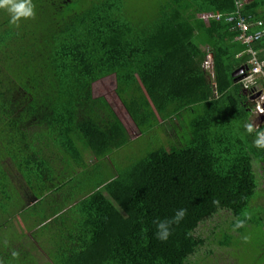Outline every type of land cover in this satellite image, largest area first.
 <instances>
[{
  "label": "trees",
  "instance_id": "1",
  "mask_svg": "<svg viewBox=\"0 0 264 264\" xmlns=\"http://www.w3.org/2000/svg\"><path fill=\"white\" fill-rule=\"evenodd\" d=\"M140 1L32 0L35 16L18 26L0 11V230L13 206L21 223L24 202L54 188L57 211L77 229L52 241L55 250L1 237L2 264H188L205 243L194 233L206 219L226 210L232 230L237 220L253 223L244 216L258 191L254 161L264 180V150L244 125L264 130V122L251 99L257 87L243 88L232 73L251 70L249 50L264 60V36L243 44L227 18L264 30V0L241 9L239 0ZM110 76L141 136L167 125L169 140L107 177L100 161L130 141L110 103L93 94ZM82 150L105 174L87 197ZM181 208L168 239H157L156 222ZM220 244L230 246V236Z\"/></svg>",
  "mask_w": 264,
  "mask_h": 264
},
{
  "label": "rangeland",
  "instance_id": "2",
  "mask_svg": "<svg viewBox=\"0 0 264 264\" xmlns=\"http://www.w3.org/2000/svg\"><path fill=\"white\" fill-rule=\"evenodd\" d=\"M140 2L138 7L142 5ZM142 10L147 11L148 8L142 5ZM29 19L22 20L27 21ZM2 20V17H0V21ZM212 77H214L213 74ZM93 94L95 97H104L110 103L126 126L130 137L128 144L114 152L109 161H100L106 176L115 175L116 169L120 166L123 168L127 165H131L145 158L149 152L167 143L168 138L163 134L167 130V125L153 129L143 136H140L139 131L128 117L116 93L115 76H110L96 82L93 85ZM88 167L89 171H94V181L105 177V174L98 175L100 173L94 170L95 167L94 169L92 166ZM253 168L259 179L257 189L259 192H256L249 209L246 211L247 215L244 216V218L248 217L249 220L252 219L251 221H253V223H248L246 225L244 223V227L239 230H232L230 229V224L235 221V217L232 212L226 210L221 211L212 218L206 219L199 225L194 233L196 237L203 239L205 243L198 249L199 251L195 255L190 257L188 264H264V193L260 194V192H264V180L262 179L263 170L261 165L256 161L253 162ZM83 175V177H86L85 173H83ZM15 196L18 197L19 195L17 196V194H15ZM15 208L16 206H13V208L10 209V225H3V228L0 230V238L5 236L6 239H10V237H12L11 235L14 234L18 241L25 243L23 240L27 242L29 239L28 237L22 238V236L18 237L16 235L18 228L21 230L19 226L21 218L19 219L14 215L18 210ZM22 217L23 221L25 218L27 219V229L29 230L31 228V225H29L30 219H32L31 214L28 213L22 215ZM6 227L9 228L6 229ZM225 235L230 236V246L220 244ZM245 237H247V240L244 239ZM43 239H47V236H44ZM48 243H52L50 237H48ZM42 253H44L45 258L49 259L46 252Z\"/></svg>",
  "mask_w": 264,
  "mask_h": 264
},
{
  "label": "crops",
  "instance_id": "3",
  "mask_svg": "<svg viewBox=\"0 0 264 264\" xmlns=\"http://www.w3.org/2000/svg\"><path fill=\"white\" fill-rule=\"evenodd\" d=\"M124 109H125V107H124ZM126 113H127L128 117L131 119L127 110H126ZM122 123H123V121H122ZM132 123H133V121H132ZM134 126H135V124H134ZM136 129H137V127H136ZM140 136H141V133H140ZM82 156H83V164L86 165V167H84L85 170L80 168L78 173L79 174L80 173L86 174L85 175L86 176V178H85L86 179V182H85L86 188L84 191H86L85 197H87L90 194V192L92 191V187L94 185V171L93 172L89 171L88 166H92L94 169V164H96V159L94 158V155L92 153H90L89 151H85V150H82ZM60 164L63 166V163H60ZM63 168H64V166L62 167V169ZM76 168H79V167H76ZM87 172H90V173H87ZM92 176H93V178H92ZM91 181L93 183H91ZM54 189H56V188H54ZM54 189H52L50 192H48L46 194L44 193L43 195H39V198L36 197V198L31 199L29 201V203L27 202V200H26V202H24V205H27L26 211H28L31 214L32 219H30V222H29V225H31V228L29 230L27 229L28 223L26 221L27 220L26 218L24 221H21L20 224L22 225L21 230L24 231L26 228L25 233L27 234V237L29 238L27 240V244L29 245L30 248L32 246H34V248H36L38 250H53L54 249L53 245H51V243H48V237H50L52 241L59 240L60 237H62V235H64V234L67 235L69 232L68 230H70V229L73 230L74 233L76 234L75 231H77V229L76 228H75V230L73 229L74 222L69 220L68 217H66V218L61 217L62 212H65L66 210L57 211L58 210L57 208H60V206H59L60 203L57 200V197H59V195L53 194ZM103 195L106 198H109V196L106 192H103ZM17 218H18V216H17ZM6 229H8V228H6ZM19 231L20 230L18 228V232ZM44 236H47V239H43Z\"/></svg>",
  "mask_w": 264,
  "mask_h": 264
},
{
  "label": "clouds",
  "instance_id": "4",
  "mask_svg": "<svg viewBox=\"0 0 264 264\" xmlns=\"http://www.w3.org/2000/svg\"><path fill=\"white\" fill-rule=\"evenodd\" d=\"M0 10H4L8 13L9 15L8 23L11 26H18L19 22L22 19H29L35 16L34 4L32 3V0H0ZM211 60H212V56H211ZM249 71L250 70H248L247 68L245 74L247 75ZM256 71H259V68H257ZM240 80L238 81V83H240ZM249 80H251V77H249ZM247 90H251V89H247ZM255 95L256 94H254L253 92V96ZM257 98L253 100L256 101L255 104H257ZM257 108H259V106H257ZM260 111H264V109H260ZM256 113L258 114L257 110ZM258 117H260L261 120L262 118L264 119L263 115L258 114ZM244 128L248 134H252L255 132V139L253 140V146L256 147L257 149L264 150V130H258L257 127H255L252 122L246 123L244 125ZM185 214H186V210L181 208L175 211L174 216L170 220L166 219L156 222V232H155L156 238L159 239L160 241H166L168 237L171 235V226L173 224H179L180 221L185 217ZM234 227L235 228L244 227V221L237 220ZM244 239L247 240V237H245ZM11 255L13 258H16L18 254L15 251H13ZM0 264H2V262H0Z\"/></svg>",
  "mask_w": 264,
  "mask_h": 264
},
{
  "label": "built area",
  "instance_id": "5",
  "mask_svg": "<svg viewBox=\"0 0 264 264\" xmlns=\"http://www.w3.org/2000/svg\"><path fill=\"white\" fill-rule=\"evenodd\" d=\"M247 2L248 0H239L237 2V7L241 9ZM213 16L214 15L212 14H202L199 17L202 18L204 21L208 22V19ZM227 21L230 23H235V25L233 26V30H237L240 32L239 36L237 37V40L242 42L243 44L249 46L264 36V30H258L254 33H249V30L251 28L263 25L260 21H252L250 19H247L246 17L241 16L237 18H235L234 16H229L227 18ZM249 52L252 54L250 64H252L253 68L245 77L240 80V83L245 89H252L254 87H257L254 90V94L259 93V96L257 98L256 110L258 114L264 116V111H260V109H264V83L262 86H260L261 88H258L260 84V79H264V60L259 61L257 53L253 50H249ZM204 68L209 72H211V70L213 69L210 55H208L204 63ZM257 68H259V71H256ZM249 77H251V80H249ZM257 106H259V108H257Z\"/></svg>",
  "mask_w": 264,
  "mask_h": 264
},
{
  "label": "water",
  "instance_id": "6",
  "mask_svg": "<svg viewBox=\"0 0 264 264\" xmlns=\"http://www.w3.org/2000/svg\"><path fill=\"white\" fill-rule=\"evenodd\" d=\"M247 68H244V67H241L237 70H235L233 73H232V77L234 78V81L235 82H238L243 76H245V72H246ZM259 96V93L256 94L255 96H253L251 99L254 100L256 99L257 97ZM262 121H264V119L262 118Z\"/></svg>",
  "mask_w": 264,
  "mask_h": 264
}]
</instances>
